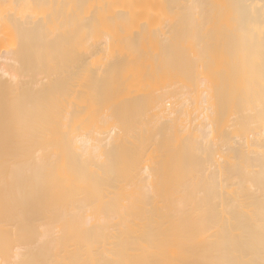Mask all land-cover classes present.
I'll return each instance as SVG.
<instances>
[{"label": "bare ground", "instance_id": "1", "mask_svg": "<svg viewBox=\"0 0 264 264\" xmlns=\"http://www.w3.org/2000/svg\"><path fill=\"white\" fill-rule=\"evenodd\" d=\"M0 264H264V0H0Z\"/></svg>", "mask_w": 264, "mask_h": 264}]
</instances>
